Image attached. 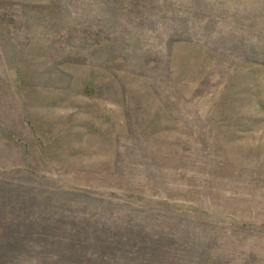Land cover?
<instances>
[{"label": "rangeland", "instance_id": "obj_1", "mask_svg": "<svg viewBox=\"0 0 264 264\" xmlns=\"http://www.w3.org/2000/svg\"><path fill=\"white\" fill-rule=\"evenodd\" d=\"M0 264H264V0H0Z\"/></svg>", "mask_w": 264, "mask_h": 264}]
</instances>
